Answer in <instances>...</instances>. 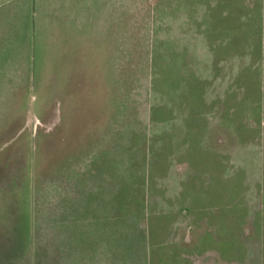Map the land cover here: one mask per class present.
I'll use <instances>...</instances> for the list:
<instances>
[{
	"label": "rangeland",
	"instance_id": "rangeland-1",
	"mask_svg": "<svg viewBox=\"0 0 264 264\" xmlns=\"http://www.w3.org/2000/svg\"><path fill=\"white\" fill-rule=\"evenodd\" d=\"M112 17L45 33L0 129V264H264V0Z\"/></svg>",
	"mask_w": 264,
	"mask_h": 264
},
{
	"label": "crops",
	"instance_id": "crops-1",
	"mask_svg": "<svg viewBox=\"0 0 264 264\" xmlns=\"http://www.w3.org/2000/svg\"><path fill=\"white\" fill-rule=\"evenodd\" d=\"M115 6L116 0H0V129L3 134L7 133L5 119H13L8 133L20 131L22 88L30 85L34 65L37 69L38 47L45 50V41L49 38L45 33H55L54 46L67 36L76 40L84 31L92 39L111 38L116 30L112 17ZM83 37L86 39L85 34ZM65 48L70 49L67 41ZM71 63L74 61L68 60V81H73ZM16 119L19 120L17 127Z\"/></svg>",
	"mask_w": 264,
	"mask_h": 264
}]
</instances>
